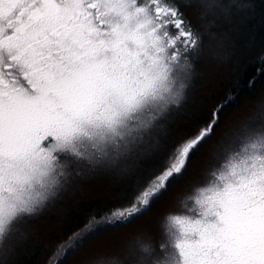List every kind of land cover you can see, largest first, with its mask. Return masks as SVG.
Wrapping results in <instances>:
<instances>
[{"label":"snow or ice","instance_id":"1","mask_svg":"<svg viewBox=\"0 0 264 264\" xmlns=\"http://www.w3.org/2000/svg\"><path fill=\"white\" fill-rule=\"evenodd\" d=\"M256 14V0H0V264H20L29 226L88 177H113V198L45 264L148 216L193 171L156 236L92 264H264V115L233 124L231 92L207 109L193 95L224 26Z\"/></svg>","mask_w":264,"mask_h":264},{"label":"trees","instance_id":"2","mask_svg":"<svg viewBox=\"0 0 264 264\" xmlns=\"http://www.w3.org/2000/svg\"><path fill=\"white\" fill-rule=\"evenodd\" d=\"M256 12L257 14L239 29L234 25L224 26L223 32L218 35L227 55L222 63L215 64V61L211 60L201 63L206 66V72L201 75L200 94L195 96L200 107L207 109L220 100L225 92H231L236 96V100L228 111V121L233 124L240 123L248 117L258 120L262 115L260 109L264 110V74L258 72V69H264V63L259 59L264 56V0H256ZM250 80L253 81L251 87ZM194 182L196 172L187 179V183L178 185L163 200L164 205L158 210L151 224L135 227L141 220L151 216L156 205L148 216L135 223L101 233L99 238L90 242L88 247L92 245L91 248L87 247L78 255L71 257L69 264H92L94 258L100 254H119L123 249H111L110 252V249H98L102 245V242L99 243L102 238L113 233L122 231L124 234L121 235V239L110 237L112 241L110 245L119 241H122L124 246L131 244L138 233L146 237L156 236L162 217L173 209L172 201ZM115 184L113 177L103 174L83 180L71 196L64 199L37 223L29 226V237L23 245L20 264H45L48 254L58 241L76 230L89 215L98 213L107 206L113 198Z\"/></svg>","mask_w":264,"mask_h":264},{"label":"rangeland","instance_id":"3","mask_svg":"<svg viewBox=\"0 0 264 264\" xmlns=\"http://www.w3.org/2000/svg\"><path fill=\"white\" fill-rule=\"evenodd\" d=\"M213 48L215 47V45H213L212 46ZM227 57V55H225L224 57H223V59L224 58H226ZM223 59L221 60V61H219V62H217V61H215V64H217V63H222V61H223ZM217 66V65H216ZM206 66H203V65H201V63L199 64V65H197V74H196V76H195V82H194V90H193V95L194 96H199V90H200V86H201V81H202V78H201V75H203V73H205L206 71ZM260 111H261V114L262 115H264V110L261 108L260 109ZM261 115V116H262ZM260 116V117H261ZM196 171H193V172H190L189 173V176L186 178V179H190L193 175H194V173H195ZM178 187V185L176 186V188ZM164 205V201H161L160 203H158L156 206H155V208H154V210H153V212H152V214H151V216L150 217H147V218H145V219H143V220H141L139 223H137L136 225H135V227H137V226H144V225H148L149 223L151 224V222H153L152 220H153V218L155 217V215H157V212H158V210L162 207ZM124 233L121 231V232H118V233H113V234H111V235H108V236H105L104 238H102V240L99 242V243H101L102 242V245L98 248V249H101V250H109V252L111 251V249L113 250V249H120V250H122L123 249V246H124V244H123V242L122 241H119V242H116V244H114V245H110L109 243H111L112 241H110V239L111 238H119V239H121L120 237H121V235H123ZM108 237V238H107ZM111 237V238H110ZM108 242V243H107ZM95 244H97V243H95ZM92 247V245H90L87 249H89V248H91ZM99 252H100V250H99ZM102 253V252H101Z\"/></svg>","mask_w":264,"mask_h":264}]
</instances>
